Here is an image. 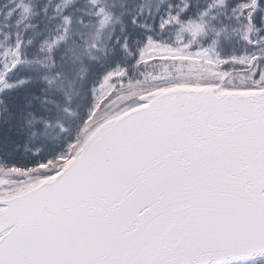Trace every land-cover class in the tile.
<instances>
[{
    "label": "snow or ice",
    "instance_id": "snow-or-ice-1",
    "mask_svg": "<svg viewBox=\"0 0 264 264\" xmlns=\"http://www.w3.org/2000/svg\"><path fill=\"white\" fill-rule=\"evenodd\" d=\"M0 264H264V0H0Z\"/></svg>",
    "mask_w": 264,
    "mask_h": 264
},
{
    "label": "trees",
    "instance_id": "trees-1",
    "mask_svg": "<svg viewBox=\"0 0 264 264\" xmlns=\"http://www.w3.org/2000/svg\"><path fill=\"white\" fill-rule=\"evenodd\" d=\"M24 161L22 160L21 163H23Z\"/></svg>",
    "mask_w": 264,
    "mask_h": 264
}]
</instances>
